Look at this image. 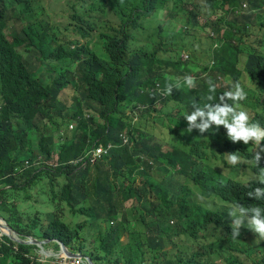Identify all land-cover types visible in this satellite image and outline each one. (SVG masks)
Listing matches in <instances>:
<instances>
[{"label": "clouds", "instance_id": "clouds-1", "mask_svg": "<svg viewBox=\"0 0 264 264\" xmlns=\"http://www.w3.org/2000/svg\"><path fill=\"white\" fill-rule=\"evenodd\" d=\"M0 264H264V0H0Z\"/></svg>", "mask_w": 264, "mask_h": 264}, {"label": "rangeland", "instance_id": "rangeland-1", "mask_svg": "<svg viewBox=\"0 0 264 264\" xmlns=\"http://www.w3.org/2000/svg\"><path fill=\"white\" fill-rule=\"evenodd\" d=\"M261 22H263V19H260V21L258 22V24H260ZM170 123H172L173 124V127H176V125H175V122L173 121V122H170ZM168 127V126H167ZM172 136H175V133H173L172 134Z\"/></svg>", "mask_w": 264, "mask_h": 264}]
</instances>
